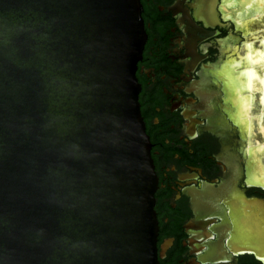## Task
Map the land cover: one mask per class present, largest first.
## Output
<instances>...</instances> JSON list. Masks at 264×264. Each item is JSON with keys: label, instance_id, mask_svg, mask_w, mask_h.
Wrapping results in <instances>:
<instances>
[{"label": "water", "instance_id": "water-1", "mask_svg": "<svg viewBox=\"0 0 264 264\" xmlns=\"http://www.w3.org/2000/svg\"><path fill=\"white\" fill-rule=\"evenodd\" d=\"M140 9L0 0V264H157Z\"/></svg>", "mask_w": 264, "mask_h": 264}, {"label": "flooded vegetation", "instance_id": "flooded-vegetation-1", "mask_svg": "<svg viewBox=\"0 0 264 264\" xmlns=\"http://www.w3.org/2000/svg\"><path fill=\"white\" fill-rule=\"evenodd\" d=\"M139 2L157 264H264V0Z\"/></svg>", "mask_w": 264, "mask_h": 264}, {"label": "rangeland", "instance_id": "rangeland-1", "mask_svg": "<svg viewBox=\"0 0 264 264\" xmlns=\"http://www.w3.org/2000/svg\"><path fill=\"white\" fill-rule=\"evenodd\" d=\"M227 13H228V12H226V11L224 12V14H225L226 17L228 16ZM256 21H257V20H256ZM256 21H254V22L256 23ZM238 30H239V29L236 28V32H235V33H238ZM263 30H264V21H263V23H262V26H261L260 29H259L260 33H261V32L263 33ZM259 31H258V32H259ZM248 32L250 33L251 38H249V40H248L247 43H245V40L242 39V42L245 43L244 46H247L248 43H253V42H254V43H257L259 40L261 41V40L264 39V38L262 39V37H263L262 35H263V34H260V35L262 36L261 38H260V37L256 38V37L254 36L255 34L258 33V32L255 30V28H254L253 30L248 31ZM230 33H233V32L231 31ZM234 38H235V37H234ZM237 38H239V37H237ZM257 39H258V40H257ZM235 62L237 63V60H235ZM235 62H234L233 65H232V67H233L234 69H236V67H237V66H234V65L236 64ZM242 69H243V68H242ZM240 72H241V71H240ZM237 77H238V75H237ZM253 94H254L253 92H251V93L249 92V93L246 94V96L248 95V96H250L251 99H252V98L254 97ZM248 100H249V98H248ZM238 101H239V100H238ZM238 101H237V102H238ZM254 123H255V122H248L247 124H248V125L250 124L249 127L251 128V127L253 126ZM257 123H259V122H257ZM247 124H244V127L248 129ZM259 124H261V123H259ZM245 128H244V129H245ZM245 131H246V129H245ZM242 132H243V131H242ZM242 146H243V149H244L245 146H244L243 144H241L240 147H242ZM254 159H255V158H254Z\"/></svg>", "mask_w": 264, "mask_h": 264}, {"label": "bare ground", "instance_id": "bare-ground-1", "mask_svg": "<svg viewBox=\"0 0 264 264\" xmlns=\"http://www.w3.org/2000/svg\"><path fill=\"white\" fill-rule=\"evenodd\" d=\"M262 18H263V16H261V18L258 17V19H262ZM263 32H264V31H263ZM256 38H258V37H256ZM256 47H257V46H256ZM259 47H260V46H259ZM256 51H257V50H256ZM251 52H252V51H251ZM262 52H263V51H262ZM262 52H261V53H262ZM257 53H258V52H257ZM254 54H255V53H254ZM248 55H249V54H248ZM250 55H252V53H251ZM250 55H249V56H250ZM257 55H258V54H257ZM254 56H256V55H254ZM251 57H252V56H251ZM257 59H258V58H257ZM259 59H260V58H259ZM263 60H264V59H263ZM255 61H257V60H255ZM260 61H261V60H260ZM260 65H261V66H264V62H263V63H262V62H259V63H258V61H257V62H255V63L253 64V67H258V66H260Z\"/></svg>", "mask_w": 264, "mask_h": 264}]
</instances>
